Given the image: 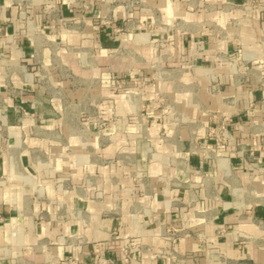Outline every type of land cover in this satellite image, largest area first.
Here are the masks:
<instances>
[{
	"label": "crops",
	"instance_id": "obj_1",
	"mask_svg": "<svg viewBox=\"0 0 264 264\" xmlns=\"http://www.w3.org/2000/svg\"><path fill=\"white\" fill-rule=\"evenodd\" d=\"M85 2L0 0V264H264V0Z\"/></svg>",
	"mask_w": 264,
	"mask_h": 264
},
{
	"label": "built area",
	"instance_id": "obj_2",
	"mask_svg": "<svg viewBox=\"0 0 264 264\" xmlns=\"http://www.w3.org/2000/svg\"><path fill=\"white\" fill-rule=\"evenodd\" d=\"M252 1H259V0H252ZM72 2L74 4H80L82 8L87 9L88 5L86 4L85 0H72ZM100 3L102 4H107V0H99ZM135 8H143V6L140 3L137 2H130L128 5V9L132 10ZM19 20L20 23L22 24V29L20 30V34L21 35H26L29 37L34 36L37 33V28L33 23V19L31 17V15L26 11V9L24 7H21L20 12H19ZM54 22L56 23V19L54 20ZM55 23L52 25L53 30L57 31L56 25ZM158 24V28L161 30L162 27L164 26L166 28V25H164L162 22H157ZM99 24L101 27H104L108 34L111 36H117L118 34L122 33L123 31L127 30L130 28L129 26V21H124L122 24L116 25L112 22V20L108 17H103L99 20ZM2 28L0 27V34H1ZM164 31V30H161ZM159 46L161 48H164L166 46V42L164 40H161L159 42ZM40 80L42 82L48 83L49 79L47 78L46 75H40ZM117 85H120L119 81L116 82ZM211 90L216 92V93H220V85L218 83H214L211 86ZM250 108H255V103L250 104ZM264 129V126H262ZM261 127V128H262ZM255 128H258L257 125L255 126ZM262 139H261V146L264 148V132H262ZM218 137L222 142H228L231 140V134L230 131L225 127H221V129L219 130L218 133ZM242 152H245V148H241ZM250 165L255 168L258 169L262 175H264V166H261L259 164V161L256 157H252L251 158V162ZM0 222H1V217H0ZM182 233H179L178 231L173 230L171 227H168L164 230V236L169 239L170 241H175ZM117 235V232L113 231L112 236L113 238H115ZM67 242L71 245L75 244L73 242V238H68ZM78 246V245H77ZM92 250L95 253L99 252V246L98 244L94 243L92 244ZM169 249H165L163 254L164 255H169ZM69 264H79V262L74 259L73 257H68L67 259ZM125 261H128V258H125ZM108 261H100L99 264H107Z\"/></svg>",
	"mask_w": 264,
	"mask_h": 264
},
{
	"label": "rangeland",
	"instance_id": "obj_3",
	"mask_svg": "<svg viewBox=\"0 0 264 264\" xmlns=\"http://www.w3.org/2000/svg\"><path fill=\"white\" fill-rule=\"evenodd\" d=\"M156 73V72H155ZM105 126V123L104 122H102V121H100L99 123H98V128H99V130L101 129V128H103ZM2 131H3V129H2V127H0V133H2Z\"/></svg>",
	"mask_w": 264,
	"mask_h": 264
}]
</instances>
